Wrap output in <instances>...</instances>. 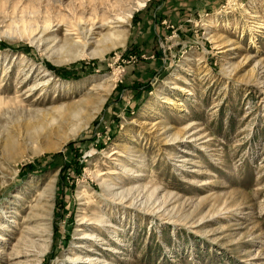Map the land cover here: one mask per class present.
<instances>
[{"label":"rangeland","instance_id":"rangeland-1","mask_svg":"<svg viewBox=\"0 0 264 264\" xmlns=\"http://www.w3.org/2000/svg\"><path fill=\"white\" fill-rule=\"evenodd\" d=\"M24 235L17 264H264V0H0V264Z\"/></svg>","mask_w":264,"mask_h":264},{"label":"bare ground","instance_id":"bare-ground-1","mask_svg":"<svg viewBox=\"0 0 264 264\" xmlns=\"http://www.w3.org/2000/svg\"><path fill=\"white\" fill-rule=\"evenodd\" d=\"M39 216H41L40 213H37L36 216H34V217H39ZM32 218L33 217H30V219H32ZM12 222H14V221H12ZM27 232H28V234H26V235L31 236V237H33V236H35L37 234V231L35 232V230H31L29 228H28ZM0 240L3 241V240H6V239H5V237L0 236ZM25 241H29V239H27V236L24 235V237H22V239H21V242H20V240L18 241L20 247H21V243L25 244ZM25 246H22L21 248L17 247L15 249V251L12 254H10V256L8 257L7 264H8L9 261H12V264L15 261V263L17 264V263H20L21 261H23L24 258L31 256V251L33 250L34 242L30 241L28 244H25ZM9 263H11V262H9Z\"/></svg>","mask_w":264,"mask_h":264}]
</instances>
